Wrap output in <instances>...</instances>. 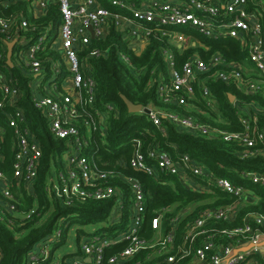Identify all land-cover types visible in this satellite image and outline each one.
<instances>
[{
    "label": "built area",
    "instance_id": "obj_1",
    "mask_svg": "<svg viewBox=\"0 0 264 264\" xmlns=\"http://www.w3.org/2000/svg\"><path fill=\"white\" fill-rule=\"evenodd\" d=\"M35 1V17L42 16L50 4L57 6L60 23L54 38L49 41V32L45 29L27 44L28 39L19 32L35 28H28L25 20L14 24L0 17V63L6 62V44L16 39L14 47L18 49L12 66L14 64L27 77L35 78L28 84L32 106L45 119L50 136L64 143L65 149L57 157L59 166L48 176L45 192L65 207L113 201V207L118 209V214L110 220L111 226L116 227L112 233L91 232L79 243L71 264H126L135 258L138 259L134 264H264V246H259L264 242V211L248 212L236 224L240 209L258 201L251 189L216 176L185 154L172 157L152 148L144 150L140 139L131 140L130 169L147 176L167 173L189 192L210 195L221 192L231 200L201 211L179 235L183 210L170 219L165 218L168 208L156 210L148 217L144 192L137 178L121 171L102 170L88 159V150L97 147L98 140L105 136L106 122L115 115V107L96 104V82L92 66L88 64V58L104 56L109 49L93 47L85 56L79 55L86 51L91 40H104L109 26L123 32L122 39L135 55L152 39L161 41L166 45L161 56L167 76L159 79L157 98L165 106L179 108L181 112L147 107L152 124L163 132L160 119L164 118L187 133L235 145L240 159L264 157V129L259 123V117H264L263 106L234 99L240 131L203 123L189 114L191 109H188V106L197 107L193 103L197 88L205 100V109L215 110V99L205 85L208 80L232 83L242 95L264 94L263 1L108 0L110 8L97 0ZM199 37L213 41L235 40L247 52L253 74L248 73L242 63L227 62L219 55L204 61L198 53H193L177 68L170 46H177L180 54L195 46L208 51L209 47L203 45ZM46 49L60 57L50 62L48 78L46 59L41 58ZM117 56L128 68H133L124 52ZM4 69L0 67V111L11 131L13 157L10 176L0 169V223L12 227L16 222L29 221L39 215L36 203L23 209L22 198L34 196L33 184L41 152L18 106L20 81ZM1 143L0 136V148ZM3 160L0 154V162ZM240 177L264 189V172H242ZM124 210L128 212L127 222L125 230H120L117 227ZM144 227H148L149 236L144 235ZM60 236L58 227L36 244L27 254V264L46 260L49 257L47 244L58 241ZM247 246L251 248L240 251Z\"/></svg>",
    "mask_w": 264,
    "mask_h": 264
},
{
    "label": "trees",
    "instance_id": "obj_2",
    "mask_svg": "<svg viewBox=\"0 0 264 264\" xmlns=\"http://www.w3.org/2000/svg\"><path fill=\"white\" fill-rule=\"evenodd\" d=\"M0 0V17L11 19L15 17L17 23L25 20L28 28H35L20 31L30 44L43 30L49 32L48 40L51 41L60 23V14L56 5L50 4L46 12L40 17H34L29 11L28 0L18 1L15 4L3 6ZM104 7L110 8L108 0H97ZM133 1V0H129ZM264 3V0H262ZM107 36L104 40H91L86 51L80 56H85L93 47L109 49L108 53L99 58H88V64L92 66L93 76L96 82V104L101 107L112 104L115 107L114 114L107 120V130L102 140H98L97 147L88 150L87 157L102 170L121 171L125 175L137 178L142 186L145 197L146 215L151 217L153 212L162 208H168L165 214L166 219L175 217L181 210L184 216L178 226V234L184 231L186 224L192 222L201 211L210 207H219L231 202L227 195L216 192L214 195L187 191L180 182L172 175L160 173L154 176H147L142 172L130 169L128 161L131 156V140H141L143 149L152 148L163 151L172 157L187 155L196 163L204 165L210 172L218 177L227 179L233 184L241 185L251 189L258 201L240 209L238 214L239 223L241 217L246 213H261L264 211V189L257 185H251L241 179L242 172H264V157L258 156L253 159H240L237 156L238 147L226 144L219 139H208L202 136L185 132L177 125L171 124L161 118L163 132L156 128L148 116L142 112L131 113L128 111L125 100L142 108L153 106L159 109L180 111L179 108L165 106L156 94L157 85L161 77L167 76L166 65L161 56L162 49L166 46L158 40H151L145 49L135 55L133 50L128 49L127 42L122 39L123 32L113 26L107 29ZM201 43L209 47L208 51L197 46L189 48L180 54L177 46H170L175 55L177 68L193 53L204 61L214 55H219L227 62L248 63L247 52L233 39L213 41L199 37ZM14 47L12 58L14 57ZM124 52L133 68H128L122 63L117 53ZM11 58V63L12 60ZM45 61L47 78L50 76L49 67L51 61L60 59L59 55L46 49L41 53ZM0 67L13 77L19 79L20 100L18 106L22 109L26 124L34 134L40 146L41 163L37 178L33 184V195L25 199L24 206L31 207L36 202L38 216L32 220L17 223L10 227L0 223V264H27V254L36 244L44 241L59 227L61 236L54 242V249L64 243L68 229L74 225L86 226L105 222L112 210L113 201H92L80 203L75 208L65 207L56 199L48 196L45 186L48 176L54 168L58 167L57 157L64 151V143L53 139L48 130L45 119L40 112L35 110L30 100L28 83L31 78L23 77L15 66H9L6 62L0 63ZM210 94L215 99V110L205 109V100L200 90L196 88V100L193 102L198 111H189L199 121L216 126L228 131H240L241 126L236 117L234 104L229 102V95L240 102H254L264 107V94L242 95L232 83L208 80L205 82ZM202 111V112H201ZM260 127L264 129V117H259ZM0 136L2 138L0 154L3 162H0V169L10 176V162L13 157L12 135L5 120V115L0 111ZM127 194V193H126ZM35 198V199H34ZM128 212H122V221L117 229L125 230ZM60 220L62 222L60 223ZM220 226V224H219ZM116 227L107 229L109 235ZM144 235L149 236L148 227L143 229ZM138 258L126 264H134Z\"/></svg>",
    "mask_w": 264,
    "mask_h": 264
},
{
    "label": "rangeland",
    "instance_id": "obj_3",
    "mask_svg": "<svg viewBox=\"0 0 264 264\" xmlns=\"http://www.w3.org/2000/svg\"><path fill=\"white\" fill-rule=\"evenodd\" d=\"M12 60H14V57L12 58ZM61 159H63V157H61ZM110 213L111 215L108 219L109 222L114 214H118V209H116V207H113ZM90 231V229H85L82 226H72L69 229V233L65 236L64 243L61 246L54 249V243L47 244V250L49 252L53 251L51 264L53 262H56L55 260L61 262L63 256H65L64 263L71 264L75 259V254L77 252L79 243H81L85 238L88 237V235L92 232Z\"/></svg>",
    "mask_w": 264,
    "mask_h": 264
},
{
    "label": "crops",
    "instance_id": "obj_4",
    "mask_svg": "<svg viewBox=\"0 0 264 264\" xmlns=\"http://www.w3.org/2000/svg\"><path fill=\"white\" fill-rule=\"evenodd\" d=\"M18 1H24V0H4V1H2L1 2V4L3 5V6H8V5H12V4H15L16 2H18ZM28 2H29V11H30V13H31V15H33L34 17H35V15H36V1L35 0H28ZM15 17H18V15H14ZM15 17H13V18H11V19H9V20H11L14 24H18L17 23V21H15ZM12 63H13V61H12ZM244 66H245V68H246V70H247V72L248 73H250V74H253V70H252V66H251V64L248 62H246V63H242ZM13 66H14V64H13ZM19 71V70H18ZM20 74H21V76H23V77H25L26 75H24V74H22L21 72H20ZM27 77V76H26ZM30 78V77H29ZM35 81V78L33 77V78H31L30 79V81H29V83L28 84H30V83H33ZM188 109H191V110H193V111H198V107H192V106H188ZM191 110H189V111H191ZM25 199H26V197H23L22 198V201L25 203ZM36 203V202H35ZM35 204L33 203L32 204V206H34ZM31 206V207H32ZM27 208V207H26ZM28 208H30V207H28ZM110 218V217H109ZM108 218V219H109ZM108 219L105 221V222H102V223H96V224H91V225H86V226H82L83 228H85V229H90L92 232L93 231H96V230H107V229H111V228H113L114 226H111V224H110V222L108 221ZM74 226H78V225H74ZM71 228V227H70ZM69 228V229H70ZM69 229H68V231H67V233H66V235L69 233ZM77 231V230H76ZM90 231V232H91ZM78 232V231H77ZM48 254H49V257L46 259V260H40V261H38V263L37 264H51V259H52V256H53V251H48ZM64 259H65V256H63V259H62V261H64ZM55 261H58V260H55ZM61 261V262H62ZM53 264V263H52Z\"/></svg>",
    "mask_w": 264,
    "mask_h": 264
},
{
    "label": "water",
    "instance_id": "obj_5",
    "mask_svg": "<svg viewBox=\"0 0 264 264\" xmlns=\"http://www.w3.org/2000/svg\"><path fill=\"white\" fill-rule=\"evenodd\" d=\"M88 31L90 32L91 36H93V32H92V29L91 27H88ZM16 39L12 40L11 42H8L6 44V47H7V54H6V63L7 65L9 66H12V63H11V56H12V50H13V47L14 45L16 44ZM229 102L230 103H233L235 97L232 96V95H229ZM125 104H126V107L128 109L129 112L131 113H139V112H142L144 114H148L149 111L145 108H142L140 105H134L132 104L131 102L125 100ZM259 246H264V242L260 243ZM249 248H251V246H247L245 248H242L240 249L241 252H244V251H247Z\"/></svg>",
    "mask_w": 264,
    "mask_h": 264
}]
</instances>
